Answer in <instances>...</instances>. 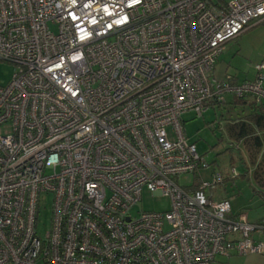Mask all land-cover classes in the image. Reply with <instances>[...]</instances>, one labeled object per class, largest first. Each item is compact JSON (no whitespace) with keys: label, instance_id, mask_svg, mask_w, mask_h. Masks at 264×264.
Here are the masks:
<instances>
[{"label":"built area","instance_id":"1","mask_svg":"<svg viewBox=\"0 0 264 264\" xmlns=\"http://www.w3.org/2000/svg\"><path fill=\"white\" fill-rule=\"evenodd\" d=\"M259 19L264 0H0V61L13 66L0 85V264L264 254L251 237L264 224L206 198L220 173L197 187L178 181L205 167L182 114L200 117L226 96L264 108V64L251 81L210 83L225 44ZM144 190L168 208L133 216Z\"/></svg>","mask_w":264,"mask_h":264},{"label":"rangeland","instance_id":"2","mask_svg":"<svg viewBox=\"0 0 264 264\" xmlns=\"http://www.w3.org/2000/svg\"><path fill=\"white\" fill-rule=\"evenodd\" d=\"M219 57V66L215 70L217 80L211 75L210 83H217L226 76H231L239 83L253 80L256 75L255 66L264 64V19L254 20L236 39L226 43ZM12 73L13 66L0 61V85L7 84ZM234 100L226 96L225 103L212 102L200 117L191 111L181 115L184 136L190 144L195 145L205 167L194 175L180 177L178 181L181 186L197 187L201 181L210 183L212 175L220 173L222 183L205 189L206 198L213 202L227 200L233 216H243L253 224H264V200L252 191L251 183L242 177L245 170L237 158L238 152L234 149L236 144H232L224 132L228 121L241 118L245 112L242 104H236ZM0 133H7V129H0ZM232 168L236 169L235 177L231 174ZM51 203L50 195L40 196L35 232L41 239L49 229ZM168 206L167 198L144 190L141 201L132 209L131 214L135 216L141 211H165ZM239 260H235L236 264ZM213 264L232 263L217 257Z\"/></svg>","mask_w":264,"mask_h":264},{"label":"trees","instance_id":"3","mask_svg":"<svg viewBox=\"0 0 264 264\" xmlns=\"http://www.w3.org/2000/svg\"><path fill=\"white\" fill-rule=\"evenodd\" d=\"M234 103L248 105L250 113L243 118L228 121L224 132L232 144L241 145L243 159L245 158L243 166L252 168L249 176L244 173L242 177L251 183L252 191L264 199V108L238 99H235Z\"/></svg>","mask_w":264,"mask_h":264},{"label":"crops","instance_id":"4","mask_svg":"<svg viewBox=\"0 0 264 264\" xmlns=\"http://www.w3.org/2000/svg\"><path fill=\"white\" fill-rule=\"evenodd\" d=\"M219 58L220 57H218V59ZM218 59L216 61V64L214 66V69H213V71L211 73V75L213 76V79L214 80H217V78H215L216 77L215 76V70L219 66V65L217 66L218 61H219ZM237 83H239V82H237ZM225 102H226V100H225ZM243 102L250 103L251 101L250 100H243ZM242 108H243V110L245 112H244V114H243V116L241 118H243L244 116H246V115H248L250 113V109H249L248 105H246V104L245 105H242ZM238 145L240 146V155L238 154V157L237 158H240L241 159V160L240 159L239 160H240L241 164L243 165V162L245 161V158L243 159L244 155H243V152H242L241 145L240 144H238ZM243 167H244V170H245V172H243V174L246 173L249 176L251 174V172H252V168H246L245 165ZM243 174H242V176H243ZM262 200H264V199H262ZM251 237L255 241H261L262 243H264V230H262L260 233H253ZM237 259H240L237 264H264V254H248V255H245V256H242V257H235L234 256V257L228 258L227 260H228V263L230 262L232 264H236V261L235 260H237Z\"/></svg>","mask_w":264,"mask_h":264}]
</instances>
